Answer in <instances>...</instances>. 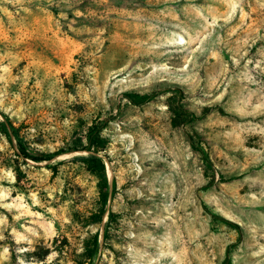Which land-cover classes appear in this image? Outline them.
Returning a JSON list of instances; mask_svg holds the SVG:
<instances>
[{
  "label": "rangeland",
  "instance_id": "1",
  "mask_svg": "<svg viewBox=\"0 0 264 264\" xmlns=\"http://www.w3.org/2000/svg\"><path fill=\"white\" fill-rule=\"evenodd\" d=\"M226 251L264 264V0H0V264Z\"/></svg>",
  "mask_w": 264,
  "mask_h": 264
},
{
  "label": "trees",
  "instance_id": "2",
  "mask_svg": "<svg viewBox=\"0 0 264 264\" xmlns=\"http://www.w3.org/2000/svg\"><path fill=\"white\" fill-rule=\"evenodd\" d=\"M126 97H127V95H126ZM129 98V97H128ZM130 100H131V98H129ZM146 98L144 97L143 99H141V100H138L136 103H142L144 100H145ZM182 112H186L183 108H179ZM189 144L192 146V147H194V148H196V149H198V150H200V148L198 147V146H195L194 144H193V141L189 138ZM17 148H18V154L19 155H21L22 157H24V158H30V159H32V160H35V161H41V160H43L45 157H48L46 154H35V153H29V152H26V150H25V147L22 145V144H17ZM201 151V150H200ZM57 153H60V152H57ZM56 152H54L53 153V155L54 156H56V155H58ZM91 159H94V160H96L97 158L94 156V155H91V154H89L87 157H86V160H91ZM206 162L207 163H209V161L206 159ZM210 217L212 218V219H220L218 216H216L215 214H210ZM225 222L226 223H228V224H230V225H233L236 229H237V226H236V224H232L231 222H229L228 220H225ZM227 261H228V252L226 251L225 252V255H224V258H223V260L221 261V263L220 264H226L227 263Z\"/></svg>",
  "mask_w": 264,
  "mask_h": 264
}]
</instances>
